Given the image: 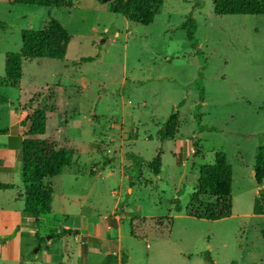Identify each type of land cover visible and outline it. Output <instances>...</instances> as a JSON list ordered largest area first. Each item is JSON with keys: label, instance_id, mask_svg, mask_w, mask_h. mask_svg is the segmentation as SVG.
Listing matches in <instances>:
<instances>
[{"label": "rangeland", "instance_id": "1", "mask_svg": "<svg viewBox=\"0 0 264 264\" xmlns=\"http://www.w3.org/2000/svg\"><path fill=\"white\" fill-rule=\"evenodd\" d=\"M213 1L161 0L153 22L142 25L110 12L108 0L49 8L0 0L7 26L0 29V79L22 31L41 30L54 18L69 35L62 60H25L19 85L0 86L7 99L0 102V182L14 185L0 190V264H102L115 238L124 264H264V214L253 212L264 189L253 169L264 146V15H217ZM190 16L195 46L182 25ZM86 57L93 60L81 61ZM197 79L204 90L200 123L193 115ZM38 109L46 130L36 138L71 149L77 169L45 180L51 209L36 224L22 218L16 147L29 129L20 122ZM175 111V133L161 139ZM218 151L232 166L231 213L191 216L199 169ZM125 152L145 161L158 155L159 173L144 165L136 176ZM213 201L201 196L196 203ZM115 215L121 221L113 226Z\"/></svg>", "mask_w": 264, "mask_h": 264}, {"label": "trees", "instance_id": "2", "mask_svg": "<svg viewBox=\"0 0 264 264\" xmlns=\"http://www.w3.org/2000/svg\"><path fill=\"white\" fill-rule=\"evenodd\" d=\"M79 0H11L13 4L40 6V7H72ZM161 4V0H114L109 1V11L123 14L128 21L148 25L153 22L154 10ZM214 11L217 15H264L263 0H214ZM186 31V38L192 46L197 41L194 36L196 30L195 20L190 16L182 24ZM6 23L0 20V29H5ZM69 35L62 25L54 18H50L43 29H27L21 34V47L19 51L7 52L4 56V76L0 79V86L15 88L19 85L23 71V61L36 58H49L62 60L65 56ZM92 57L82 58L81 61H92ZM198 84V101L194 105V119L200 123L199 109L203 103L204 90L201 81ZM0 102L6 103L5 96H0ZM178 112H172L163 128L159 130L161 139L172 138L177 128ZM29 124V129L24 130L16 148H19L22 163L23 210L22 213L32 217L37 224L39 216L50 212L52 194L45 180L62 174L66 171H76L77 166L72 161L71 149H53L43 139L36 138L45 133L46 114L42 110H31L20 122L21 127ZM199 128L201 129L200 125ZM125 158L130 161L135 175H140L141 168L146 165L154 174L159 173L160 158L145 161L140 155L125 152ZM254 179L258 186L264 180V146H258L255 154ZM231 185L232 166L227 161L226 154L222 151L215 153L214 162L204 165L199 169L197 188L191 197L187 212L191 216L217 220L227 217L231 213ZM11 183L0 182V190L12 189ZM215 199L209 203H196L200 197ZM195 204V206H194ZM176 210H181L177 203ZM253 212L264 214V189L260 188L258 196L254 199ZM70 232L62 229L61 233ZM36 235V233H35ZM264 241V230L260 231ZM40 250V249H39ZM114 255H107L103 264H113ZM124 264V260H121ZM231 264H237L235 262Z\"/></svg>", "mask_w": 264, "mask_h": 264}, {"label": "crops", "instance_id": "3", "mask_svg": "<svg viewBox=\"0 0 264 264\" xmlns=\"http://www.w3.org/2000/svg\"><path fill=\"white\" fill-rule=\"evenodd\" d=\"M25 217H28V216H26L25 215ZM22 218H24V214L22 213ZM113 221H114V224H112L113 226H116L120 221H121V217L120 216H118V215H115L114 216V219H113ZM64 229H67V230H69V231H71L72 229L71 228H64ZM108 229V228H107ZM36 233V232H35ZM77 237V235L75 236V238ZM87 238H88V236H86ZM88 240H90V238L88 239ZM110 241V239L109 240H107L106 241V243H108ZM115 242H116V248H114V250H112L111 252H109V251H105V253H104V256L106 257L107 255H114L115 257H116V261L113 263V264H122L121 263V260H120V258H119V254H120V251H121V244H120V240H119V238H115ZM85 244V252H86V249H87V244L86 243H84ZM88 245H91L92 247H94V248H97L96 246H98V245H96V244H88ZM98 250V249H97ZM99 251V250H98ZM40 252L44 255V258H47L48 256H49V254L47 253V251H45V250H40ZM80 254H82V253H80ZM127 258V257H126ZM105 259V258H104ZM128 260V259H127ZM103 263H104V260H103ZM102 263V264H103ZM126 264H127V262H126Z\"/></svg>", "mask_w": 264, "mask_h": 264}, {"label": "water", "instance_id": "4", "mask_svg": "<svg viewBox=\"0 0 264 264\" xmlns=\"http://www.w3.org/2000/svg\"><path fill=\"white\" fill-rule=\"evenodd\" d=\"M108 1H114V0H108Z\"/></svg>", "mask_w": 264, "mask_h": 264}]
</instances>
